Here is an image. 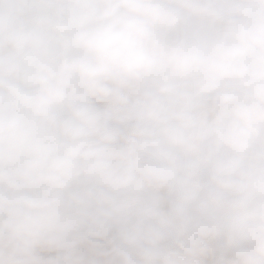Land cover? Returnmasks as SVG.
<instances>
[{
	"label": "clouds",
	"instance_id": "clouds-1",
	"mask_svg": "<svg viewBox=\"0 0 264 264\" xmlns=\"http://www.w3.org/2000/svg\"><path fill=\"white\" fill-rule=\"evenodd\" d=\"M0 264H264V0H0Z\"/></svg>",
	"mask_w": 264,
	"mask_h": 264
}]
</instances>
